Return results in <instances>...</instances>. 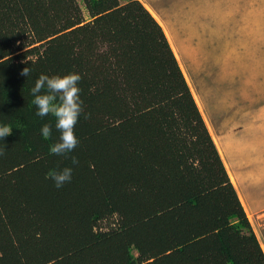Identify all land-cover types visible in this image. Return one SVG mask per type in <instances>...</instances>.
<instances>
[{"label": "trees", "instance_id": "obj_1", "mask_svg": "<svg viewBox=\"0 0 264 264\" xmlns=\"http://www.w3.org/2000/svg\"><path fill=\"white\" fill-rule=\"evenodd\" d=\"M70 72L82 77L84 114L78 146L56 156L55 121L35 115L30 90L40 74ZM0 124L12 128L0 140V264H264L164 32L138 0H0ZM65 167L72 179L58 189L51 176Z\"/></svg>", "mask_w": 264, "mask_h": 264}, {"label": "rangeland", "instance_id": "obj_2", "mask_svg": "<svg viewBox=\"0 0 264 264\" xmlns=\"http://www.w3.org/2000/svg\"><path fill=\"white\" fill-rule=\"evenodd\" d=\"M138 1L162 28L264 253V0Z\"/></svg>", "mask_w": 264, "mask_h": 264}, {"label": "clouds", "instance_id": "obj_3", "mask_svg": "<svg viewBox=\"0 0 264 264\" xmlns=\"http://www.w3.org/2000/svg\"><path fill=\"white\" fill-rule=\"evenodd\" d=\"M30 69H23L21 75L28 77ZM82 77L80 74L70 72L65 75L48 76L40 74L35 80L30 93L33 97L32 104L36 108L35 115L40 118L53 117L54 128L59 136L50 147V153L56 156H67L73 152L79 144L75 135V127L79 118L84 114L83 101L81 100V89L79 83ZM89 118L85 114V119ZM44 139H49L53 133V125L43 124L39 130ZM12 134V128L6 124H0V140ZM4 155V149H0V156ZM72 164L77 165L79 161L72 157ZM73 169L65 167L61 171L54 172L51 179L59 189L72 179Z\"/></svg>", "mask_w": 264, "mask_h": 264}]
</instances>
